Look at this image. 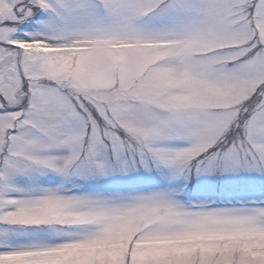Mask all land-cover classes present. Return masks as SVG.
<instances>
[{
	"label": "snow or ice",
	"instance_id": "1",
	"mask_svg": "<svg viewBox=\"0 0 264 264\" xmlns=\"http://www.w3.org/2000/svg\"><path fill=\"white\" fill-rule=\"evenodd\" d=\"M0 264H264V0H0Z\"/></svg>",
	"mask_w": 264,
	"mask_h": 264
}]
</instances>
